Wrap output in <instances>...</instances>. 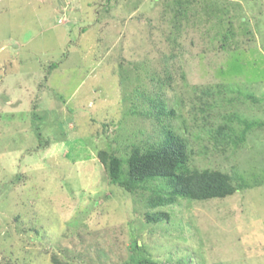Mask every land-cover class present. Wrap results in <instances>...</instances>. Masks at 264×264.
Here are the masks:
<instances>
[{"label":"rangeland","instance_id":"374dc122","mask_svg":"<svg viewBox=\"0 0 264 264\" xmlns=\"http://www.w3.org/2000/svg\"><path fill=\"white\" fill-rule=\"evenodd\" d=\"M185 1L192 14H176ZM142 93H160L188 166L247 187L179 198L148 222L168 206L109 184L96 155L159 140ZM225 123L227 144L215 139ZM53 256L264 264V0H0V264Z\"/></svg>","mask_w":264,"mask_h":264},{"label":"trees","instance_id":"16d2710c","mask_svg":"<svg viewBox=\"0 0 264 264\" xmlns=\"http://www.w3.org/2000/svg\"><path fill=\"white\" fill-rule=\"evenodd\" d=\"M186 2L178 3L176 14L183 16L192 14L191 7L183 5ZM205 9L209 12L211 7ZM215 12L220 14L222 11L217 10ZM208 14V18L214 17L212 12ZM220 20H223V16L219 19V22ZM242 21L244 22V20ZM228 22L226 32L229 31V35L232 27L230 26L231 22ZM227 40V34L223 35L220 44L222 48L231 47L228 46ZM235 90L241 91L239 88ZM143 95L150 96L149 102L154 108L153 113H156L155 118L162 128L159 140L146 145H132L126 157L119 155L115 148L100 149L96 155L103 166L109 184L122 187L131 194L145 192L146 195L147 192L148 195L145 198L146 208L168 206L165 210L156 212L145 211V218L148 222L156 223L162 221V219L167 220L171 215L170 205H173L179 198L194 201L224 198L238 189L247 187L243 183L241 185L233 184V177L226 172L188 166L189 155L185 141L163 121V118L168 116L161 103L162 99L158 97L161 96L160 93ZM246 96H250V94H246ZM252 125L251 123L244 124L239 133L240 139L244 137ZM102 127L105 129L107 127L106 123H103ZM215 132L216 141H221L223 144L233 141L230 138V127L226 123L218 127ZM236 141H238L237 138ZM140 196L143 197L142 194ZM130 260H133L132 255H130ZM52 261L53 264L65 263L59 261L55 256L52 257ZM124 264H128V262Z\"/></svg>","mask_w":264,"mask_h":264}]
</instances>
